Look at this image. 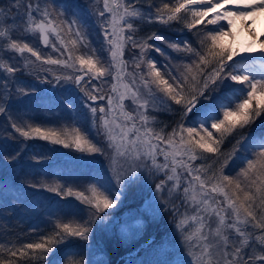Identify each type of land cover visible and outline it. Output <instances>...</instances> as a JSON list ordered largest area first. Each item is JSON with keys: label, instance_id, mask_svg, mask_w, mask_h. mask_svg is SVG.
I'll return each instance as SVG.
<instances>
[{"label": "snow or ice", "instance_id": "6c2138e0", "mask_svg": "<svg viewBox=\"0 0 264 264\" xmlns=\"http://www.w3.org/2000/svg\"><path fill=\"white\" fill-rule=\"evenodd\" d=\"M138 4L139 0H102L101 7L100 0H96V4L92 6L94 10H90L88 0H85L83 8L67 2L55 5L60 10L58 17H63L61 24L65 25L68 32L77 38L71 41L73 46L78 41H82L83 36L86 35L80 30L81 27H86L80 18L81 12L96 15L101 21V30L107 43L106 49L103 47L92 49V55H88L87 58L84 56L73 58L71 49L63 39H60V43L64 45L61 54L67 52L65 60L45 59L39 50L25 42L28 37H35L47 46L50 43V34L60 38L63 29L60 24L56 23L52 12L49 11V5L41 8L36 0H9L7 9L0 8V70L4 74V82L0 84V89L3 90L5 97L8 85L12 83L8 77H14L20 70L14 62L18 58H23L26 52L35 60L25 58L22 66L24 69L35 65L37 61L41 62V66L49 64L61 65L65 68H75L78 62L80 68L77 72L81 74L63 78L55 76L54 79L57 83L61 79L71 80L83 93V104L91 117L92 126L95 128L99 120L100 126L104 129L108 147L114 149L113 155L109 157V170L112 173L109 180L97 179L91 183L86 189L90 192L88 196L83 191L75 193L76 199L89 206L88 218L82 222L75 219L72 222L58 221L52 232L40 237V242L27 243L20 248H16L15 245L8 248L0 244V250L7 253V258L0 257V264H16L17 261L19 264H64L68 256H82L83 250L75 245V242L82 241L85 246L89 244L93 225L103 221L101 213L115 206L124 186L131 182L137 171L144 170L152 176L163 173L165 179L155 185L160 191L169 181H175L173 187L180 188L178 168L185 171L186 179L190 178L188 186L183 187L185 201L191 200L194 205H198L195 207L196 215L191 219L196 220L199 226L195 229V233L185 237L190 242V251L187 255L191 259L188 264H194L195 261L199 264H264V135L257 137L243 135L237 139L228 159L221 166L220 176L212 172L219 157L213 159L203 155V153L216 154L219 146L237 130L254 124L259 117L264 115V41L259 50L251 46L238 50L231 47V44L222 42L225 36L234 35L231 29L235 18L237 16L244 18L249 12L255 14L257 10L264 11V0H177L173 6L165 3L162 8L156 9L155 20L163 24L178 20L182 10L190 11L192 22L187 24L189 29L200 25L209 13H213L207 23L216 25V27L207 32L205 40L210 43L206 44L205 40L199 41V50L193 49L187 41L168 45L177 52L184 50L199 58V63L195 64L196 72H193L192 65L186 66L191 77L185 75L181 80L173 76L171 77L173 83H169L161 76L156 64L152 61L148 62L153 80L151 82L145 80L141 75L140 85L147 90V96L150 99H144L140 95V87L136 86V76L125 72L126 62L123 60L127 44L133 48L138 46L135 38L138 29L134 27V22L137 20L151 22L153 19V14L150 11L146 14ZM229 5L232 8L226 7ZM69 12L71 16L68 15ZM18 20L23 23H18ZM219 21H225L226 24H220ZM148 39L167 42L165 37L153 34L139 45L141 56L144 54V49L148 47L162 53L160 47L154 44L149 45ZM180 43L184 44L183 49ZM84 47L87 45L85 44ZM105 51L109 54V69L118 67L112 79L121 81L125 75L131 77V84H124L125 92L119 95L117 102L119 116L114 114L116 110L113 108V96L98 95L99 88L92 83L93 79L98 80L106 74L107 70L104 67L97 66L98 62H102L101 54ZM201 51L204 52L203 55ZM242 53L248 55L244 56ZM253 53H259V55H252ZM6 55L8 59L4 58ZM93 56H96V59H93ZM234 57H240V59L234 60ZM257 60L262 62L259 65L260 71L253 72L252 69ZM244 61L253 63L249 64ZM210 65V70L206 72L205 69ZM136 67L139 68V63ZM189 79L192 81L190 84ZM151 83H155L158 87L163 86L160 90L170 98V101L182 106L181 123L167 135H165L164 128L155 132L148 127L150 120L146 110L149 104L153 105V110H155L158 99L161 104H169V101L156 97L150 87ZM238 85H243V87H238ZM85 86L89 90L86 91ZM222 88H227L228 91L215 95ZM17 91L30 95L37 90L32 88L26 92L25 88L21 87ZM111 91H117L115 83ZM125 94H128L132 103L136 105L135 115L124 110ZM105 99H107V108L103 105L93 106L96 101ZM61 102L70 111H74V105L70 101L61 98ZM6 111L7 108L0 105V114ZM109 113L113 115L109 116ZM136 116L139 117V126L136 123ZM120 117L123 120L118 122ZM152 120L155 121V118L153 117ZM185 122L198 125V127H185ZM11 128L24 138H40L63 145L65 148L74 147L80 152L90 154L104 155L105 153L103 147L97 146L88 139L86 130L80 126L73 128L71 135L65 131L63 136L66 138H62V134L54 129L31 124L13 123ZM210 128L220 134L219 139L213 135ZM241 144L246 145L247 154L242 159V163L246 162V167L240 169L236 178L223 175L224 167L235 158L236 153L240 151ZM198 153L201 160L211 161V163H201L193 167L190 162L197 160ZM159 156L163 157V162L158 161ZM119 157L133 161L134 166L128 175L118 171L116 161ZM184 157H187V160ZM136 161L140 163L136 164ZM169 172L172 174L169 175ZM200 172H212L209 177L211 182L202 179L199 174H193ZM241 177L243 180L240 179ZM49 190L56 193L62 191L60 187H51ZM171 190L169 189V192ZM214 193L223 196V202L216 201L215 207L209 202L215 200V197L211 195ZM66 195L72 196L73 190L68 188ZM198 196L199 199H197ZM145 210L147 211V208ZM201 212L207 213L208 218L205 219V216L200 215ZM213 214L216 218L214 228L210 226ZM186 222V220L180 221L177 227H181ZM206 226L208 232L204 233L202 229ZM142 228L143 221L137 219L131 224L122 226L121 231L125 236H134L139 235L138 230ZM255 230H259L261 234L255 235ZM230 232L235 234L233 239L239 238L238 245L230 242L228 234ZM194 235L195 244L191 243ZM62 246H66L65 251L55 261H52L50 257ZM67 246H75V251L69 252ZM197 248L199 252L196 251ZM257 248H259V254H257ZM78 264H84L83 260ZM159 264H169V262L165 260L160 261ZM175 264H184V262L176 261Z\"/></svg>", "mask_w": 264, "mask_h": 264}, {"label": "rangeland", "instance_id": "374dc122", "mask_svg": "<svg viewBox=\"0 0 264 264\" xmlns=\"http://www.w3.org/2000/svg\"><path fill=\"white\" fill-rule=\"evenodd\" d=\"M43 1L44 2L36 0V2H39L41 8H44L45 5H49V11L52 12L53 17L56 19V23L60 24L63 31L61 32L60 38H57L54 34H50V43L47 46L35 37H28L26 39L25 42H28L30 46H34L39 50L42 57L45 59L51 58L53 60L67 59V52H64L63 55L61 54L64 45L60 43V39H63L64 43L71 49L73 58L77 56H84L87 58L88 55H92V49H100L101 47L107 48V43L101 30V21L97 19L96 15H89L87 12L80 13V18L84 25H86V27H81L80 30L82 33H86V35H84L83 40L78 41L75 46L71 44V41L77 38L75 35L68 32L65 25L61 24L63 17H58L57 14L60 10L56 8L55 5L67 2L71 5H79L83 8L85 6V0ZM176 2L177 0H139L138 6L141 7L146 14L150 11L153 14V19L151 22L147 20H137L134 22V27L138 29L135 33L138 46L133 48L130 44H127L124 49L123 60L126 62L125 72L132 73L136 76V86L140 87V95L144 99L150 98L147 96V90L140 85L141 75H143L145 80L150 82L153 80V77L150 75L152 70L148 62L152 61L155 63L160 73L165 75L164 79H167L169 83H171L170 78L173 76L181 80L185 75L191 77L186 66L192 65L193 72H196L197 69L195 64L199 63V58L193 55V53L184 50L177 52L168 45L170 43H175V41L181 38L189 39V34H193L195 38L192 41H188V43L193 49L199 50V41L205 40L207 37V34L202 32V28L206 26L216 27V25L207 23V21L212 18L213 13H209V15L204 18V21L193 29L187 27V24L192 22L190 11L184 12L182 10L179 14V19L170 21L168 24H163L155 20L156 9L162 8L165 3L173 6ZM88 4L90 10H94L92 6L96 4V0H88ZM8 5L9 4L1 3L0 0V8L7 9ZM100 6L102 7V0H100ZM68 15L71 16V12H69ZM18 23H23V21L18 20ZM218 23L226 24L225 21H219ZM245 30L248 35L251 34L246 25ZM231 31L234 35L225 36L222 42H229L231 47L239 50L241 49V41L239 40V30L235 21ZM153 34L166 38L167 42L159 39L147 40L149 45L154 44L160 47L162 53L156 52L154 48L148 47L144 49V54L141 56V47L139 45ZM248 42L249 37H244L242 41L243 46ZM205 43H210V41L205 40ZM85 44L87 47H84ZM181 44L183 46L180 47L183 49L184 44ZM53 45H55V47H53ZM81 46L83 48H81ZM129 49H137V52L133 57L127 59L130 55L128 54L130 51ZM201 54L203 55L204 52L201 51ZM242 55L246 56L245 53H242ZM101 56L102 62H98L97 66L99 67L101 65V67H104L107 71L105 76L101 78L100 84L96 85L99 87V85L101 86L102 84L103 90L105 91L109 89L110 92H108L105 97L108 95L113 96V108L116 110L114 114L119 116V109L117 107L119 95L125 92L123 87L124 84H131V77L125 75L124 79L121 81L113 80L112 76L116 74L118 67L109 69V54L107 51L103 52ZM134 57L135 59H133ZM4 58L8 59V56L6 55ZM25 58L35 60L29 53H24L23 58H18V60L14 62L20 70L14 77H8L12 83L8 85L6 97L3 90L0 89V105L7 108L5 113L0 114V181L4 183V186L0 189V218H7L8 214H12L13 217L21 223L20 227H23L19 235H28V239L30 240L27 243H32L40 242L41 236H45L52 232L54 225L58 221L72 222L75 219L82 222L84 219L88 218L89 206L76 199L75 193L83 191L84 194L88 196L90 192L86 191V189L91 183H94L97 179L109 180L112 176L109 170V157L113 155L114 149L108 147V141L105 139L104 129L100 126L99 120H97L95 128L92 126L91 117L83 104V93L77 89L76 85L71 80L61 79L60 82L57 83L54 79L55 76L63 78L81 74L77 72V69L80 68L78 67L79 63H76L75 68H65L61 65L43 64V66H41V62L37 61L35 65H30L27 69H24L22 66ZM93 59H96V56H93ZM233 59L239 60L240 57H234ZM245 62L249 64L253 63L252 61ZM69 63H72V61H69ZM137 63H139V68L136 67ZM260 63L262 62L259 60L255 62V66L252 69L253 72L260 71ZM205 71L207 72L208 69H205ZM3 75L2 70H0V84L4 82ZM257 78H259V76ZM191 82V79H189V84ZM114 83L117 85L116 92L111 91ZM21 87L25 88L26 92L32 88H35L37 91L30 95L21 94L17 91V89ZM150 87L156 97L163 98L169 101V104L171 103L170 98L160 90V86L158 87L155 83H151ZM85 90H89L87 86H85ZM61 98L70 101L74 105V111H70L65 104L61 102ZM242 98L243 97H241V99ZM169 104H161L158 99L155 104V110H153V105L149 104L146 110L150 120L148 127L152 128L155 132H159L162 127L168 124L169 118H160L159 110H165ZM99 105H103L107 108V99L103 100L101 104H97L96 107ZM197 107L199 108L200 106L198 105ZM135 108L136 105L132 103L130 96L125 94L124 110L135 115ZM111 115H113V113H109V116ZM153 117L155 121L152 120ZM122 120L123 118L120 117L118 122ZM259 120L260 118L256 120L257 125L254 127L256 130L250 134L244 135L249 137L264 135V128L260 127L261 121ZM74 121H78V123H74ZM13 123L18 125L31 124L46 129L51 128L60 132L62 138H66L63 136L65 131L71 135L73 128L80 126L86 130L88 139L97 146L103 147L105 153L104 155L90 154L87 152H80L74 147L65 148L63 145L54 144L51 141H45L40 138H24L11 128ZM136 123L137 126H139L140 121L138 116H136ZM179 123H181V121L178 122L177 125ZM177 125H175V127H177ZM191 126L198 127V125H190L185 122V127ZM171 131L172 129L167 132L165 131V135L171 133ZM210 131L216 136L217 132L214 129L210 128ZM217 136L220 138L219 133H217ZM185 137L187 138L186 133ZM236 140V138L231 140L230 144L232 141L235 144ZM230 144L228 143V146ZM232 148L233 146L229 149L222 148V151L219 149L216 154L203 153L204 156L212 157L213 159L219 157L218 162L212 169V172L216 173L217 176H220L221 166L223 162L228 159ZM242 148L243 146L241 145L240 151H238L235 156L239 157V162L243 168L246 167V162L242 163V159L247 152L246 150H241ZM17 153H19V156H17ZM157 159L159 162H163L162 156H159ZM184 159L187 160V157H184ZM235 160L236 158H233L229 163ZM135 163L138 164L140 162L136 161ZM190 163L193 167H197L201 163L207 164L211 163V161L201 160L200 154L198 153L197 160L191 161ZM133 166V161L124 157H119L116 161L118 171L123 172L125 175L129 174ZM177 172L180 174V188H174L173 185L175 181H169L158 191L155 185L165 179L163 173H157L155 176H152L149 175L147 171H137L135 177L131 179V182L124 186L121 197L115 206L101 213L103 221L93 225L89 244L85 246L82 241L75 242V245L82 248L83 255L68 256L64 264H78L81 260H83L84 264H110L108 260L109 257L107 256L109 242L107 236L110 233L116 234L124 249V252L117 258V264H159L160 261L165 260H167L169 264H175L176 261H183L184 264H188V261L191 259L187 255L190 251V242L187 241L185 237L195 233V229L199 226L196 220L191 219V217L196 215L195 207L198 205H194L191 200L185 201L183 187L188 186V179L190 178H185L186 173L183 169L178 168ZM212 172L193 174H199L202 179L209 181ZM171 174L172 173L169 172V175ZM223 175H226L225 167L223 169ZM51 187H60L62 191L59 193L52 192L49 190ZM68 188L73 190L72 196L66 195ZM169 189H172L171 192H169ZM131 191L136 195L138 194V196H143L145 192L148 197L143 198L139 205L130 206L129 203L133 199V197H131ZM211 195L215 197V200H210L209 202L214 207L216 206V201L223 202V196L221 194L214 193ZM13 196L14 201L12 200ZM199 198L198 196L197 199ZM21 200L23 201L21 202ZM174 205L178 206L175 214L176 216L172 221L171 229L163 235V238L157 241L152 242L151 240L150 242L139 244L144 238L143 233L147 228L146 226L150 218L154 216L158 218L161 210H164L165 207H172ZM223 206L226 207V205ZM146 208L147 211L145 210ZM120 209H122V213L118 215ZM92 211H94V209ZM200 215L205 216V219L208 218L207 213L201 212ZM137 219L143 221V228L138 230L139 235L125 236L122 234V226L131 224ZM182 220H186L187 222L182 224L181 227H177V224ZM215 221L216 218L213 214L210 225L212 228L215 227ZM202 231L207 233L208 227L206 226ZM250 231L252 230L250 229ZM228 234L230 236V242L238 245L239 238L233 239L235 234L231 232ZM260 234L259 230H255V235ZM191 243H196L195 235ZM65 247L66 246H62L58 249L50 259L55 261L56 258L65 251ZM113 247L115 251L118 252L117 246L113 245ZM67 250L69 252H74L75 246H67ZM196 251L199 252V249L197 248ZM257 254H259V248H257ZM3 256L7 258V253L4 252ZM16 264H19V261H17ZM194 264H199V262L195 261Z\"/></svg>", "mask_w": 264, "mask_h": 264}, {"label": "trees", "instance_id": "16d2710c", "mask_svg": "<svg viewBox=\"0 0 264 264\" xmlns=\"http://www.w3.org/2000/svg\"><path fill=\"white\" fill-rule=\"evenodd\" d=\"M5 1H7V0H3V2H5ZM6 4H9V2H6ZM184 18H186V17H184ZM211 29H214V28L212 26H206L205 28H202V32H205V34H207L208 30H211ZM198 36L201 37L200 35H198ZM194 38H195V35L189 34V39L181 38L178 41H175V43L182 42V41H187V42L192 41ZM193 43H195V42H193ZM224 44H229V42H226ZM180 46H183V45L180 43ZM190 64H191V62H190ZM210 66H209V68H207L208 71L211 68ZM161 76L163 78H165V75H163L162 73H161ZM170 82L173 83V80L171 78H170ZM160 87L162 88L163 86H160ZM238 87H243V85H238ZM186 91H187V89H186ZM225 91H228V89L222 88L220 90V92L216 93L215 95H220L221 93H223ZM103 93H104L103 95L106 94V92H103ZM170 104H171V108H169V105H168V107L165 110H159L160 118H164V117L169 118V121H168V124L166 125V127H162L165 129L166 132L173 129L175 127V125H177V123L181 121L180 115H181V107L182 106L176 105L172 101ZM233 106H234V104H233ZM259 118H260L259 121H261V127H264V115L259 117ZM188 124H190V123H188ZM190 125H192V124H190ZM256 125L257 124L255 122L254 124H252L250 126H246L242 130H237L234 135L230 136L223 144H221L219 146V149L222 151L223 149L231 148L234 145L233 141L230 144L231 140H233L235 138L239 139L245 133H247L248 131H251ZM215 137L217 139L219 138L217 136V133H216ZM228 143L230 144L229 146H228ZM241 145L243 146V148L241 150H246V145L245 144H241ZM252 151H255V150H252ZM235 158H236L235 161H232L231 163H229L225 167L226 175L232 176L233 178L237 177V173L242 168L241 164L239 162V157L235 156ZM23 172H24V169H23ZM240 179L243 180L242 177ZM0 186L1 187L4 186V183L1 181H0ZM131 194H132L131 197H133V199L129 203L130 206L139 205L141 203V201L143 200V198H145V194L143 196L142 195L138 196V194L136 195L133 191H131ZM12 200L14 201V197L12 198ZM22 201L23 200H21V202ZM130 206H127V207H130ZM177 208H178L177 205H174L172 207H165L164 210H161L160 216L158 218L154 217L153 219H150L149 223H148L149 226L145 231L146 234H145L144 238L148 237L151 233H154L155 238L159 239L165 233H167L171 229V224H172L174 216L177 212L176 211ZM121 213H122V209H120L118 211V215H121ZM20 226H21V223L19 221H17V219L14 218L12 214H8L7 218H0V244H3L6 247L10 248L11 241L14 242V239L16 241V248H20L22 245L27 244V242L30 239H28V235H24V236L19 235V234H21L20 233V231H22L21 229H23V227H20ZM107 237L109 238V240H108L109 241L108 242V252H107V256L109 257L108 260H109L110 264H115L116 262H118L117 258H119V255L124 252V249H123V246L121 245L120 239L116 236L115 233H110V234H108ZM113 245L117 246L118 252L115 251V248L113 247ZM3 255H4V251L1 250L0 251V257L5 258V256H3Z\"/></svg>", "mask_w": 264, "mask_h": 264}, {"label": "bare ground", "instance_id": "6f19581e", "mask_svg": "<svg viewBox=\"0 0 264 264\" xmlns=\"http://www.w3.org/2000/svg\"><path fill=\"white\" fill-rule=\"evenodd\" d=\"M226 7L232 8L230 5ZM235 24L239 30L238 36L241 41V49H245L249 46L258 50L261 49L262 41H264V11L257 10L255 14L249 12V14L244 18L237 16L235 18ZM245 25L251 34L248 35L245 30ZM246 36L249 37V42L243 46L242 41ZM258 54L259 53H253L252 55ZM245 55L248 54L245 53Z\"/></svg>", "mask_w": 264, "mask_h": 264}, {"label": "flooded vegetation", "instance_id": "af4514ba", "mask_svg": "<svg viewBox=\"0 0 264 264\" xmlns=\"http://www.w3.org/2000/svg\"><path fill=\"white\" fill-rule=\"evenodd\" d=\"M41 1L43 2V0H41ZM5 2H9V0H7V1H5ZM78 67H80V65H78ZM86 79H87V78H86ZM99 81H100V79H98V80L95 79V80H93L92 82L99 83ZM101 93L104 94L103 91H101ZM97 102H99V101H97Z\"/></svg>", "mask_w": 264, "mask_h": 264}]
</instances>
